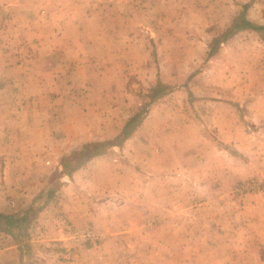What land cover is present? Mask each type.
<instances>
[{
  "label": "rangeland",
  "instance_id": "rangeland-1",
  "mask_svg": "<svg viewBox=\"0 0 264 264\" xmlns=\"http://www.w3.org/2000/svg\"><path fill=\"white\" fill-rule=\"evenodd\" d=\"M25 3L28 4L23 5L24 11H41L40 24L52 21L58 29V23L65 21V38L69 41L115 40L120 45L115 49L95 50L94 54L93 49L78 50L85 54L88 65L80 66V79H70L67 85H72V92L86 91L96 84L99 73L101 76L105 73L104 80L122 84L125 96L115 97L121 106L116 103L118 112L112 116L114 122L105 119V109L102 117L105 121L99 123V132L85 138L93 142L68 146L66 153L50 168L49 175L38 176L32 171L29 177H15L19 186L9 190L6 196L19 203L17 214L21 219L10 224L0 220V226L13 233L5 237L7 240H0L9 245L20 244L19 264H264V128L258 138L243 139L240 151L232 144H212L204 157L194 156L188 161L186 153L180 150L179 161L173 166L172 160L164 162L166 168L162 175L155 174L154 162L146 165L148 155L155 150L156 137L173 135L175 131L156 122L155 113L162 110L157 111V106L168 111L173 104H203L204 97H195L188 81L167 84V89L175 93L168 94L159 103L152 101L154 88L162 83L158 79V56L181 60L184 50L170 48L169 40L173 36L187 38L190 32L184 29L172 34L164 32L159 24L165 12L158 8L165 6L157 5L156 1L134 4L136 10L132 8L130 17L116 16L121 26L123 22H130L131 32L117 30L112 34L93 32L96 19H88L86 14L98 9L97 5L93 6L95 2L27 0ZM99 3L102 8L107 2ZM184 3L190 2L181 1L182 7L177 8L191 9L190 4L187 7ZM199 3L209 17L220 18L222 28L230 25L227 19L231 15L238 17L243 5L251 3L247 18L264 26V0ZM16 8L19 10L20 6ZM12 14L9 11L6 18L10 28L16 25L12 20L24 26L36 19L32 15L31 21L24 16L16 20ZM108 19L111 20L105 16L97 21L103 25ZM179 20L186 24L185 21L193 22L194 18L188 13L184 19L179 16ZM24 39L21 33L6 34L3 52L22 47L18 41ZM105 52H110V57ZM103 53L108 56L105 61H102ZM197 55L194 69L179 63L164 65V70H174L178 75L191 70L194 74L202 72L204 52ZM96 58H100L99 63ZM112 72L121 77L116 78ZM195 82L199 84V79L192 81ZM9 85V81L0 82V190L6 189L3 170L9 152L23 154L25 151L22 145L10 147L5 141L6 133L13 127V109L18 111L11 101V91L15 93L16 88L10 89ZM85 86L88 87L85 89ZM192 87L195 94H203L202 84ZM178 91L183 92L182 97ZM86 92L90 95L91 90ZM20 96V102L28 105L29 95L21 93ZM135 116L139 118L128 125ZM86 123L91 124V120ZM199 127L186 141L203 137V126ZM125 135L131 137L127 139ZM213 138L217 140L214 135ZM113 142L120 145H112ZM183 142L179 141L181 149L185 146L181 145ZM99 143H103L99 154L89 157L72 174L65 173L70 164L81 161L78 154L87 146ZM17 160L16 167H29L25 161ZM34 164L43 168L42 162Z\"/></svg>",
  "mask_w": 264,
  "mask_h": 264
},
{
  "label": "crops",
  "instance_id": "crops-1",
  "mask_svg": "<svg viewBox=\"0 0 264 264\" xmlns=\"http://www.w3.org/2000/svg\"><path fill=\"white\" fill-rule=\"evenodd\" d=\"M16 1L0 0V82L9 81L10 89L15 87L14 92L17 93L14 95L15 93L11 91L12 105H17L18 111L13 109L15 113L12 116L13 127H8L10 131L6 133L5 141L10 147L13 144L22 145L24 148L22 150L25 151L23 154L15 153V151H13L14 153L9 152L10 154L6 157L3 170L6 189L0 190V214L19 217L17 214L19 213V203L6 196L9 190L19 186V183L18 185L15 183V177H29L32 175V171L36 172L38 176H47L51 173L54 162L60 159V155L66 153L68 146L93 142V140H85V138L90 135L92 137L99 132L98 125L105 119L108 122H114L112 116L116 110L118 112L116 103L121 106L119 98L115 100V97L117 95L125 96V93L120 82L113 84L112 81L104 80L105 73H102V76L100 73L98 74L94 86L84 87L87 88L86 91L91 90L90 95L82 89L72 92V85H67L70 79H74L73 81L80 79V66L88 65L84 57L85 54L78 50L89 48L94 50V54L95 50L100 52L102 49H115L117 45L120 46L115 40L69 41L65 38V33H67L65 21L58 23V29H56L57 23L52 24V21L40 24L41 11L34 13L28 10L24 11L23 5L28 4L25 3L27 0H20L18 4L15 3ZM74 1H92L95 2L93 6L97 5L98 9H93L86 14L88 19H96L93 26L94 33L108 32L112 34L117 30L131 32L130 22H123L121 26L117 24L115 18L121 15L124 16L123 18L130 17L132 8H135L134 4L145 1H156L157 5L165 6L158 8L159 11L165 12V15H161L162 21L159 24V27L165 30L164 32L172 34L178 30L181 31V29L190 32L191 36L187 38L177 39L176 36H173L169 40L170 48L184 50L181 60H174V58L165 60L158 56L156 61L158 79L164 85L188 81L191 93L196 95L195 97H204V100L203 104L199 106L185 103L183 106L173 104L168 107V111H165L163 106H157V111L162 110L159 114L155 113L157 115L156 122L160 123L161 127L171 128L175 131L173 132L174 136L171 135L172 133H167L162 137H156L155 150L146 159L148 166L154 162L156 175L160 173L162 175L165 172L164 162L172 160L173 166L179 161L177 154L180 150L181 153H186L188 161H190L194 159V156L204 157L205 151H208L212 144L220 146L232 144L240 151L243 149L242 146V148L240 147L243 144V139L259 137L260 131L264 128V31L249 29L236 31L218 43L216 50L211 54L216 40L223 37L224 33L232 26L236 16L233 18L231 15L227 19L230 25L227 24L228 27L225 25L222 28L217 15L211 18L206 14V10L201 9L199 1L203 0ZM103 1L107 3L101 8L99 2ZM181 1H189L190 3H184V5L188 7L190 4L191 9H178V6L182 7ZM16 5L20 6V13ZM9 11L14 12L12 18L16 20L24 16L31 21L32 15L36 19L24 26L12 20L16 25L13 24L10 28L7 26L8 20L6 19ZM188 13L194 20L193 22L185 21L186 24H183L179 20V16L184 19ZM105 16L111 20L108 19L107 24L101 25L97 19ZM2 20L4 21L2 22ZM225 29L227 30L224 31ZM8 33H21L26 39L18 41L22 47L18 46L13 49L10 46V51L4 53L3 40ZM221 34L222 36H219ZM203 52L205 58L202 72L194 74L191 70L178 75L174 70H164V65L179 63L194 69V65L198 61L197 54ZM105 53L110 54V52ZM105 53H103L102 61H105V56L108 57ZM99 62L100 58H96V63ZM16 73L18 74L16 75ZM112 74L116 78L121 77L120 74L117 75L114 72ZM196 79H199V84L192 83ZM200 84L203 86L202 95L195 94L196 92L193 91L195 87H192V85ZM178 92H181L178 96L182 97L183 92ZM21 93L29 95V100H26L28 105L20 102ZM174 93L175 91L166 89L160 96L152 98V101L158 100L159 103L168 94L170 96ZM105 109L107 117L102 119L106 114ZM172 109H177V112ZM87 120H91V124H87ZM199 125L203 126V137L198 140L186 141L187 138L193 137L196 128L200 129ZM12 130L15 131V134L12 133ZM213 135L217 140L213 138ZM39 136L41 137L39 138ZM181 136L184 138L179 139ZM130 137L131 135L127 139ZM181 140H185L181 144L185 145L182 149L179 146ZM17 159L25 161L29 167L25 168L24 165L16 167ZM27 161L32 162L33 165ZM34 162H42L41 167L43 168L36 166ZM3 221L9 224L14 220L6 218ZM12 234L0 226V238L7 240L5 237ZM3 240H0V264H19L22 258L18 246L20 244L14 242L9 245Z\"/></svg>",
  "mask_w": 264,
  "mask_h": 264
},
{
  "label": "trees",
  "instance_id": "trees-1",
  "mask_svg": "<svg viewBox=\"0 0 264 264\" xmlns=\"http://www.w3.org/2000/svg\"><path fill=\"white\" fill-rule=\"evenodd\" d=\"M251 6V3H246L243 5V12L238 16L236 17L234 20H233V24L232 26L224 33L223 37L220 38V39H217L216 40V43L214 44L213 48L211 49V54L214 53V51L216 50L217 48V45L218 43L222 42L223 40L227 39L229 36L233 35L236 31H241V30H246V29H253V30H256V31H264V26L262 25H259V24H255L253 22H251L247 16H246V12L247 10L250 8ZM168 88L167 85H164V84H160L157 88H154V94L152 96V98H156L158 97L161 93H163L164 90H166ZM139 117L138 116H135L134 118H132L129 122H128V125L131 124L133 121H136ZM128 125L125 127L127 128ZM129 137V135H125V138ZM112 145H120L119 142H113L111 143ZM103 150V143H99V144H94L93 146H87L85 148V151L81 152L80 154H78L81 158V161L78 163V164H74V165H69V169L66 170V174L69 175V174H72V172L80 165L82 164L85 160H87L89 157L91 156H94L96 154H99L100 151ZM76 155V154H75ZM53 191H50V194H52ZM6 218L10 219V220H16L17 222H19V218L20 216L16 217L14 215L12 216H4L3 214H0V220H5ZM16 218V219H15ZM12 223L9 222V224Z\"/></svg>",
  "mask_w": 264,
  "mask_h": 264
}]
</instances>
